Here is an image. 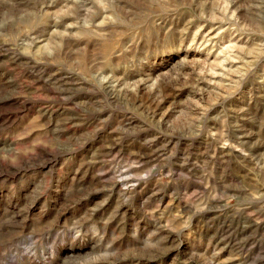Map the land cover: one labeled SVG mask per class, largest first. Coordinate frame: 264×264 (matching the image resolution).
<instances>
[{
    "label": "rangeland",
    "instance_id": "1",
    "mask_svg": "<svg viewBox=\"0 0 264 264\" xmlns=\"http://www.w3.org/2000/svg\"><path fill=\"white\" fill-rule=\"evenodd\" d=\"M0 264H264V0H0Z\"/></svg>",
    "mask_w": 264,
    "mask_h": 264
}]
</instances>
